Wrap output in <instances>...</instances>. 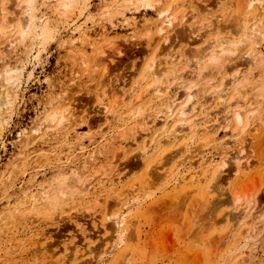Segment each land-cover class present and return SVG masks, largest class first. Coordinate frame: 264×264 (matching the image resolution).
<instances>
[{
    "label": "rangeland",
    "instance_id": "1",
    "mask_svg": "<svg viewBox=\"0 0 264 264\" xmlns=\"http://www.w3.org/2000/svg\"><path fill=\"white\" fill-rule=\"evenodd\" d=\"M32 1L29 32L7 48L27 0H0L17 19L0 34V264H264V124L242 136L231 108L264 114V0H71L66 12L65 0ZM155 56L173 96L215 123L209 136L163 120ZM134 88L145 98L132 108ZM109 91L122 98L113 113ZM154 125L168 140L143 157ZM243 153L250 168L237 174ZM222 158L230 169L213 181Z\"/></svg>",
    "mask_w": 264,
    "mask_h": 264
},
{
    "label": "bare ground",
    "instance_id": "2",
    "mask_svg": "<svg viewBox=\"0 0 264 264\" xmlns=\"http://www.w3.org/2000/svg\"><path fill=\"white\" fill-rule=\"evenodd\" d=\"M33 1L32 0H29V2H28V0H27V3L24 5V7L22 6L21 7V9L23 8V10H25V13H26V15H27V17H26V19L25 20H23V21H21V23L20 24H18L19 25V32H18V35H16L17 37L14 39V41L13 40H10L9 41V44H8V47L7 48H13L14 46H15V44L17 43V41L18 42H20L19 40H23L25 37H26V35H27V33L29 32V29H30V23L32 22V19H33V17H34V15H33V11H32V8H31V3H32ZM71 4H72V1L71 0H65L63 3H62V8L60 9V11L62 10V11H65L66 12V10H68V8H70L71 7ZM22 10V11H23ZM21 11V12H22ZM20 13V12H19ZM19 13L17 14V16L19 15ZM192 16L194 17V15L192 14ZM224 16V15H223ZM16 17V16H15ZM15 17H12V16H10V15H8V13H6V12H4V11H0V34H1V27L3 26V24H10V22L11 23H15L16 22V18ZM189 18V17H188ZM20 19V18H19ZM23 19V18H22ZM191 19H192V17H191ZM185 20H187V18L185 19ZM190 20V19H189ZM251 21H254V20H250V23H252ZM188 22V21H187ZM255 22V21H254ZM7 24H6V26H7ZM12 24V25H13ZM168 24L169 25H171L172 26V21H168ZM246 24V23H245ZM249 23H247V25H248ZM17 25V24H16ZM258 26H259V24H257V21H256V23H253L252 25H249V27L253 30V29H256V32L260 29H258L257 30V28H258ZM261 26V25H260ZM259 26V27H260ZM169 27V26H168ZM243 27V26H242ZM245 28L247 27V26H244ZM248 27V28H249ZM206 28H207V26H206ZM248 28H246V29H248ZM202 29V28H201ZM242 29V28H241ZM243 30H245L244 28H243ZM250 30V29H249ZM13 31H15V28L13 27V29L11 30V32H13ZM17 31V30H16ZM242 31V30H241ZM247 31V30H246ZM166 32V31H165ZM245 32V31H244ZM255 32V31H254ZM158 33L160 34V35H158ZM157 33V36L159 37H161V38H163V36H162V34L164 33V28H160V30H159V32ZM257 33H259V32H257ZM1 36V35H0ZM164 41H166V38L164 37V39H163ZM236 42V41H235ZM22 43V42H21ZM233 44V43H232ZM234 44H236V43H234ZM102 49V48H101ZM104 49V48H103ZM117 49V48H116ZM121 51V50H120ZM214 51V50H213ZM213 51H212V53H213ZM119 52V51H118ZM216 54H219V52L218 51H214ZM101 53H103V51L101 52ZM105 53V52H104ZM195 53V52H194ZM120 54V53H119ZM197 54V53H196ZM195 54V55H196ZM103 55V54H102ZM155 55V54H154ZM109 57H110V55H108ZM108 56L107 57H105L106 58V60H108L109 58H108ZM212 56V55H211ZM250 56H252V55H250ZM112 57V56H111ZM158 57V56H157ZM157 57L155 56V57H153V60H152V62L150 63V67H149V65H148V67H149V71L148 72H152V71H154V73H155V75H156V77L155 76H153V77H155L154 79H156V81H154V83H158L157 82V79H158V77H161V76H163V79H162V81L159 83V85L157 86V88L154 90V92H156V94L158 95V98H166L168 101H169V114H166L165 115V117L163 118V120L164 121H168L169 119H172V120H174L175 121V123H176V125H177V128L175 127V132H176V134H178V135H180V134H182L183 133V131L186 129V127H184V126H186V124H187V126L189 127V129L191 130V131H193V135L191 136V138H193V140H195L197 137H199V136H201V138L204 136V138L206 137V136H209V132H211L210 130L212 129V127H213V124H215V123H213L212 125H209L212 121L210 120H206V119H203V117H201L200 119H198L197 117H195L194 116V112H196V110H197V108L195 107V106H193V107H191L188 103H180V98H178L176 95L175 96H173L174 95V92H171V90H170V86L168 85V82L166 81V79L168 78V73L170 72L169 70H170V66L168 65V63H167V61L165 62V63H163V62H160V61H158V59H157ZM179 57V56H178ZM180 57H182V55H180ZM215 57H217V56H215ZM218 58V57H217ZM253 58H254V60H256V58H255V56H253ZM253 58H251L252 60H253ZM178 59H180V58H178ZM182 59V58H181ZM180 59V60H181ZM214 59V58H213ZM97 60V59H96ZM99 60H100V58H99ZM215 60V59H214ZM100 61H102V60H100ZM109 61V60H108ZM105 62L106 61H102L101 62V64L99 65V67H98V64H99V62H97L98 64H97V67L99 68V70H100V68L101 67H103L104 65L103 64H105ZM175 62H177V61H175ZM219 62V61H218ZM108 63V62H107ZM197 63V62H196ZM95 65V64H94ZM93 65V66H94ZM96 66V65H95ZM94 66V67H95ZM92 67V66H91ZM190 67V66H189ZM106 68V67H105ZM108 68V67H107ZM99 70H97V71H99ZM94 71V70H93ZM93 71H91V73L93 72ZM107 71V70H106ZM96 72V71H95ZM193 72V71H192ZM146 74V73H145ZM144 74V75H145ZM94 75V74H93ZM197 75V74H196ZM96 76V75H95ZM166 76H167V78H166ZM152 77V78H153ZM11 80H12V78H10V77H7V79H5V83H3L4 85H2V88L3 89H6V87H8L9 86V84H10V82H11ZM235 80V79H234ZM4 81V80H3ZM233 81V80H232ZM234 82V81H233ZM236 82V81H235ZM238 83H239V81H237ZM232 84H234V83H232ZM237 84V83H236ZM224 85V84H223ZM240 85H242V84H240ZM237 86V85H236ZM138 87V86H137ZM226 87V86H225ZM242 87H244V86H242ZM223 88V87H222ZM231 88V87H230ZM1 89V88H0ZM224 90H226V89H222V90H220L219 91V93H220V95L221 94H223V92H224ZM234 90H236L237 91V89H235L234 88ZM1 91V90H0ZM173 91V90H172ZM193 91V90H192ZM182 92H184V91H182ZM3 93V92H2ZM218 93V94H219ZM225 93V92H224ZM118 94V93H115V92H113V91H109V92H104V94H103V97H102V95H101V97L103 98V107H104V111H106V112H109L110 111V102H112L113 100V98H115L114 99V101L113 102H117V103H119L121 100H122V98L120 99V100H118V98H117V96L116 95ZM186 94H187V96H191V93L190 92H186ZM193 94V93H192ZM100 95H99V98H101L100 97ZM224 95H227V94H223V95H221V97L218 95V97H219V99H223L224 98ZM118 96H120V95H118ZM141 96L143 97L144 95H137V88H134V90H133V92L130 94V96H129V98H131L132 100H133V107L132 108H135L136 106H140L141 105V103H142V98H141ZM155 96V95H154ZM193 96V95H192ZM191 96V97H192ZM9 97V96H8ZM126 98H127V95H126ZM125 98V99H126ZM129 98H127V99H129ZM143 98H145V97H143ZM190 98V97H189ZM238 98V97H237ZM124 100V99H123ZM165 100V99H164ZM225 100V99H224ZM237 100V99H236ZM101 101V100H100ZM189 101H192V100H189ZM188 101V102H189ZM232 101V100H231ZM241 102V101H240ZM240 102H238V103H236V101H234V103H236L235 105H233V103H232V107L231 106H229V107H231L232 109L234 108V112H235V115H234V118H235V122H236V126L235 127H238V128H240L241 129V131L239 132V134H241L242 136L244 135V136H246V131H247V129H249V127H250V125L252 124H255V126H257V125H259L260 123H263L264 124V114H262L260 117H258V118H256V119H254V117H252V115L254 116V114H255V112L254 111H251L250 113H251V115H247L246 113H247V108L245 107V105H246V102H244L243 104H240ZM121 103V102H120ZM168 103V102H167ZM192 103V102H191ZM115 104V103H114ZM113 104V105H114ZM140 104V105H139ZM101 105V104H100ZM112 105V107H113V109H114V106ZM119 104H116V106H118ZM231 105V104H230ZM102 106V105H101ZM206 106V105H205ZM205 106H202L203 108L205 107ZM251 106V105H250ZM111 107V108H112ZM70 108V107H69ZM132 108H131V110H132ZM136 110V109H135ZM70 111V110H69ZM139 111H140V109H139ZM229 111H231L230 109L228 110V112ZM111 112V111H110ZM56 113V112H55ZM73 113H75V112H73ZM111 113H113V112H111ZM202 114V113H201ZM257 114V113H256ZM59 115V117H60V115H61V118H60V120L58 121V124H57V128H59V130L61 129V131H62V129H63V126H65V127H67L68 126V123L70 124V120H68V118H67V115L65 114V112H60V111H58V113L57 114H55L54 115V121H56L57 120V116ZM76 115V114H75ZM74 114H72V115H70V117H71V119L73 120V116H75ZM110 115H112V114H109L108 115V117L110 116ZM69 117V118H70ZM107 118V117H106ZM160 118V117H159ZM159 118H157V119H159ZM155 120H156V118H154ZM224 119V118H223ZM231 119V116L229 117V120ZM152 120H153V118H152ZM151 120V121H152ZM155 120H153V123L155 124V122L157 121H155ZM213 120V119H212ZM228 119H225V121H223V122H226V124H228L227 123V121H229ZM53 121V120H52ZM52 121H51V123H52ZM78 121V120H77ZM217 121V120H216ZM216 121H213V122H216ZM222 121V120H221ZM158 122V121H157ZM169 122V121H168ZM197 123V124H195V126H196V128H195V126H193L194 124L193 123ZM66 124V125H65ZM74 124H75V122H74ZM218 124V123H217ZM221 124H222V122H221ZM175 125V126H176ZM70 126V125H69ZM155 126H157V125H154L152 128H149V129H151V131H150V133H148L147 134V136H151L152 137V134H154V139L151 141V139H150V142L148 141H146L145 143H144V148H146L145 149V151H144V154H143V157H146L151 151H153L154 150V152H156L157 153V148L158 149H162V143H164V142H166L167 140H168V137H166L165 136V134L166 133H169V130H163L162 132H159V130H158V132L157 131H155ZM212 126V127H211ZM254 126V127H255ZM149 127V126H148ZM166 127V126H165ZM185 128V129H182V128ZM187 127V128H188ZM140 128V127H139ZM145 128V127H144ZM198 128H200L201 130V132H203L201 135H199V131H198ZM54 129H56V127L54 128ZM70 129V128H69ZM66 130V129H65ZM140 130V132L141 133H143L144 131H146V129H143V128H140L139 129ZM148 130V129H147ZM174 130V129H173ZM238 130V129H237ZM256 130V129H255ZM56 131V130H55ZM58 131V130H57ZM63 131H64V129H63ZM121 131V130H120ZM250 131H252V132H254V130H253V128L250 130ZM249 131V132H250ZM52 132V131H51ZM139 132V131H138ZM60 133V132H59ZM58 133V134H59ZM145 133V132H144ZM208 133V134H207ZM66 134V133H65ZM206 134V135H205ZM145 135V134H144ZM139 136H141V135H139ZM143 136V135H142ZM146 137V136H145ZM167 139L166 141H162V139ZM204 138H202V139H204ZM143 139H144V137H143ZM149 140V139H148ZM222 148V147H221ZM221 151V150H220ZM164 153V152H163ZM225 153V151H224V149L221 151V152H219V154H224ZM219 154H217L218 156H219ZM250 154V153H249ZM161 155H163V154H161ZM236 156H238L237 158H236ZM236 156H234V158L232 157V160L234 159V160H236V173L238 174V173H240V172H243V171H248L249 170V168H250V165H249V161L247 160V155L246 154H242V155H236ZM203 157H205V156H203ZM214 157V156H213ZM208 159H210V157H208ZM207 159V160H208ZM213 159V158H212ZM223 159V158H222ZM221 159V165H218L217 166V168H215V171L212 173V180L213 181H215V180H219V179H221V178H224L222 175L223 174H225L229 169H230V167H229V164H228V159H230V158H228V159H223L222 160ZM206 160V159H205ZM206 160V161H207ZM203 161H204V159H203ZM214 161V160H213ZM248 161V162H247ZM211 162V161H210ZM215 162V161H214ZM220 162V161H219ZM218 162V163H219ZM229 162H233V161H231V160H229ZM210 164V163H209ZM213 164V163H212ZM85 165V164H84ZM148 165V164H147ZM146 165V166H147ZM84 167H86V166H84ZM88 167V166H87ZM148 167L149 166H147V169H148ZM229 167V168H228ZM146 168V167H145ZM151 168V167H150ZM86 169V168H85ZM89 169V168H88ZM149 170V169H148ZM191 171V170H190ZM148 172H150V171H148ZM188 172V171H187ZM207 172H209V171H207ZM189 173V172H188ZM191 173V172H190ZM206 173V172H205ZM148 175H149V173H147ZM145 175H146V173H145ZM188 176V175H187ZM181 179H179L178 181H177V183H176V185H177V188L178 187H185L186 185H187V183H186V180H187V177L186 176H184V177H180ZM193 178V177H192ZM195 178V177H194ZM59 179H61V178H59ZM64 180H65V178H64ZM66 181V180H65ZM195 181H194V179H191V181L189 182V183H194ZM57 183V182H56ZM58 183H60V182H58ZM55 184V183H54ZM64 187H65V185H64ZM63 187V188H64ZM137 191V190H136ZM184 193H187V191H184ZM46 194H48L47 192H46ZM132 194H134L133 192H132ZM181 193H175V194H173V196L172 195H170L172 198H170V199H173L172 201H174L175 200V202H177L176 200H180V199H178V198H182V197H179V196H181L180 195ZM184 195V194H183ZM182 195V196H183ZM139 196V195H138ZM185 196V195H184ZM189 196V195H188ZM58 197L55 195L54 197H53V199H57ZM169 199V197H168V200H170ZM236 199V198H235ZM163 201H165V200H163ZM167 201V200H166ZM55 202H58V201H55ZM166 203V202H165ZM238 203V202H237ZM247 203H248V201H247ZM56 204V203H55ZM251 204H249L248 206H250ZM246 208H247V205H246ZM245 209V208H244ZM248 209V208H247ZM44 212H45V210H44ZM47 212V211H46ZM252 214V213H251ZM257 214V213H256ZM262 215V214H261ZM260 215V216H261ZM251 216V215H250ZM253 216H255V215H253ZM252 217V216H251ZM254 219V218H253ZM251 222H252V218H251ZM124 234H126V232H127V230L126 229H124L123 231H122ZM123 241H124V238L122 239Z\"/></svg>",
    "mask_w": 264,
    "mask_h": 264
}]
</instances>
